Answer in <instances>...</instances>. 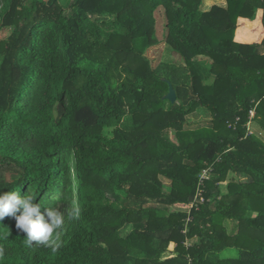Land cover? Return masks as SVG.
Returning <instances> with one entry per match:
<instances>
[{
	"label": "trees",
	"instance_id": "1",
	"mask_svg": "<svg viewBox=\"0 0 264 264\" xmlns=\"http://www.w3.org/2000/svg\"><path fill=\"white\" fill-rule=\"evenodd\" d=\"M204 1L0 0V192L80 209L55 252L5 217L0 264H264V0Z\"/></svg>",
	"mask_w": 264,
	"mask_h": 264
},
{
	"label": "clouds",
	"instance_id": "2",
	"mask_svg": "<svg viewBox=\"0 0 264 264\" xmlns=\"http://www.w3.org/2000/svg\"><path fill=\"white\" fill-rule=\"evenodd\" d=\"M15 190L0 192V221L10 217L15 227L22 232L29 244L50 247L53 252L60 247V233L66 217L78 219L80 209L76 206L65 208L62 205L49 206L39 202L31 191L20 194V187Z\"/></svg>",
	"mask_w": 264,
	"mask_h": 264
},
{
	"label": "rangeland",
	"instance_id": "3",
	"mask_svg": "<svg viewBox=\"0 0 264 264\" xmlns=\"http://www.w3.org/2000/svg\"><path fill=\"white\" fill-rule=\"evenodd\" d=\"M215 3L226 5L225 0L215 1V0H205L203 3V9L207 10L212 7ZM157 20H158V29H157V36L160 40V42L157 45H154L153 47L149 48L146 51V55L150 58L153 66H156L158 63L161 62H178L181 63L183 59L180 57L179 54L174 52L171 48V46L166 42V29H165V23L166 19L163 14V8L157 13ZM8 30H4L3 34H6ZM204 61V59H201ZM206 60V59H205ZM207 61V60H206ZM190 120L194 122V125L197 124H206L210 119V114L205 109L201 108L196 111V113L190 115ZM258 136L264 139V130H256V128L252 129ZM171 134L174 133V130L170 131ZM173 135V134H172ZM166 184H169V181L164 179ZM222 187L224 190L227 189V182L222 183ZM228 226H231V223L228 222ZM174 248V244L171 245V249ZM222 255L225 257H235L238 255V250L235 248L227 249L222 252Z\"/></svg>",
	"mask_w": 264,
	"mask_h": 264
},
{
	"label": "built area",
	"instance_id": "4",
	"mask_svg": "<svg viewBox=\"0 0 264 264\" xmlns=\"http://www.w3.org/2000/svg\"><path fill=\"white\" fill-rule=\"evenodd\" d=\"M251 116L252 117L254 116V111L251 112ZM210 171H211L210 167L205 168L199 175V188L196 192L195 197H193L192 206L198 207L200 203H203L205 201L203 185H204V181L209 177Z\"/></svg>",
	"mask_w": 264,
	"mask_h": 264
},
{
	"label": "water",
	"instance_id": "5",
	"mask_svg": "<svg viewBox=\"0 0 264 264\" xmlns=\"http://www.w3.org/2000/svg\"><path fill=\"white\" fill-rule=\"evenodd\" d=\"M165 80L168 81L167 79ZM168 83H169V91L164 97L169 99L172 103H175L178 101L177 92L173 87V85L171 84V82L168 81ZM191 200H193V198H191Z\"/></svg>",
	"mask_w": 264,
	"mask_h": 264
},
{
	"label": "crops",
	"instance_id": "6",
	"mask_svg": "<svg viewBox=\"0 0 264 264\" xmlns=\"http://www.w3.org/2000/svg\"><path fill=\"white\" fill-rule=\"evenodd\" d=\"M215 1H220V0H215Z\"/></svg>",
	"mask_w": 264,
	"mask_h": 264
}]
</instances>
